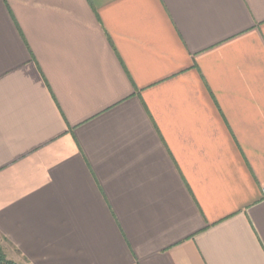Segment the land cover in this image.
Here are the masks:
<instances>
[{
  "label": "crops",
  "instance_id": "obj_1",
  "mask_svg": "<svg viewBox=\"0 0 264 264\" xmlns=\"http://www.w3.org/2000/svg\"><path fill=\"white\" fill-rule=\"evenodd\" d=\"M264 0H0V241L16 264H264Z\"/></svg>",
  "mask_w": 264,
  "mask_h": 264
},
{
  "label": "trees",
  "instance_id": "obj_2",
  "mask_svg": "<svg viewBox=\"0 0 264 264\" xmlns=\"http://www.w3.org/2000/svg\"><path fill=\"white\" fill-rule=\"evenodd\" d=\"M0 264H16L15 262L8 260L4 250V245L1 241H0Z\"/></svg>",
  "mask_w": 264,
  "mask_h": 264
},
{
  "label": "built area",
  "instance_id": "obj_3",
  "mask_svg": "<svg viewBox=\"0 0 264 264\" xmlns=\"http://www.w3.org/2000/svg\"><path fill=\"white\" fill-rule=\"evenodd\" d=\"M262 193H263V196H264V188L262 189Z\"/></svg>",
  "mask_w": 264,
  "mask_h": 264
}]
</instances>
